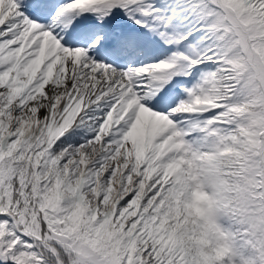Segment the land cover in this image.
<instances>
[{"label": "snow or ice", "instance_id": "1", "mask_svg": "<svg viewBox=\"0 0 264 264\" xmlns=\"http://www.w3.org/2000/svg\"><path fill=\"white\" fill-rule=\"evenodd\" d=\"M0 264H264V0H0Z\"/></svg>", "mask_w": 264, "mask_h": 264}]
</instances>
